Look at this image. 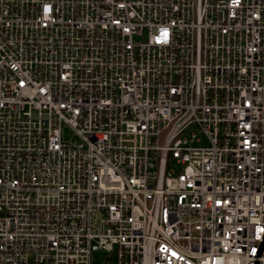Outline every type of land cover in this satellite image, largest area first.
<instances>
[{"label":"built area","instance_id":"built-area-1","mask_svg":"<svg viewBox=\"0 0 264 264\" xmlns=\"http://www.w3.org/2000/svg\"><path fill=\"white\" fill-rule=\"evenodd\" d=\"M0 264H264V0H0Z\"/></svg>","mask_w":264,"mask_h":264},{"label":"rangeland","instance_id":"rangeland-1","mask_svg":"<svg viewBox=\"0 0 264 264\" xmlns=\"http://www.w3.org/2000/svg\"><path fill=\"white\" fill-rule=\"evenodd\" d=\"M64 132H65L67 138L71 137L72 134H71V131L68 128H66L64 130ZM97 258H98L99 263H106V262H104L105 261V259H104L105 258V254L103 252L98 253Z\"/></svg>","mask_w":264,"mask_h":264}]
</instances>
